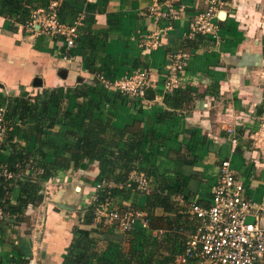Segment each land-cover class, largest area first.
<instances>
[{
  "label": "crops",
  "instance_id": "crops-1",
  "mask_svg": "<svg viewBox=\"0 0 264 264\" xmlns=\"http://www.w3.org/2000/svg\"><path fill=\"white\" fill-rule=\"evenodd\" d=\"M89 1L96 8L94 27L111 28L107 36L100 37L94 68L111 78L137 68L151 72V87L142 102L126 100L99 83L107 102L100 113L103 121L120 130L130 127L159 138L160 157L150 161L148 166L155 161L160 172L184 173L189 182L185 190L188 195L184 196L186 202L197 198L205 204L204 199L210 196L217 182L221 160L230 159L245 185L248 184L252 201L264 203V112L258 113L264 108V82L260 83L264 78V0H229L224 12L219 14L220 31L216 42L205 36L189 38L187 35L189 22L205 7L203 0ZM156 4L168 12L167 17L153 13L151 9ZM111 14H116L113 20L117 19V23L110 22ZM29 23L0 15V97L3 103L6 105L29 92L34 101L36 94L47 89L59 92L79 84L90 87L94 74L88 71L79 55L68 54L63 38L35 32ZM191 39L194 42L187 44L186 40ZM180 52L188 54L189 60L179 75L178 89L194 91L197 97L204 96L197 99L191 109L160 120L158 115L170 110L163 102L165 94L172 92L164 90L167 67L173 62L172 56ZM78 100L85 104L88 96ZM65 103L63 101V105ZM23 127L33 133L39 126L26 123ZM70 127L63 123L46 130V137L55 142L53 148L45 149L46 161L53 162L56 155L63 154L64 145L73 142L64 136ZM234 138L236 143H233ZM19 140L25 146L21 137ZM34 140L35 137L31 148ZM170 150L180 152L179 157L193 160V165H184L176 159L175 153L168 154ZM97 174L96 164L87 170L59 169L56 181L50 180L51 188L62 187L64 200L61 201L71 202L67 205L71 209L51 203L44 193L43 201L30 213L46 211L38 241L32 243L28 239L25 243L20 232L23 239L19 242L25 243L24 246L17 253H8L26 258L27 263L34 258L37 264H65L73 229L93 227L80 222L79 212L90 200L85 189L94 190V185L86 180H94ZM73 183L80 184L83 192H77V186L68 189ZM17 196L18 189L12 195L13 202ZM78 197L82 201L76 206L72 202ZM146 199V195L140 197L139 207L145 205Z\"/></svg>",
  "mask_w": 264,
  "mask_h": 264
},
{
  "label": "trees",
  "instance_id": "trees-1",
  "mask_svg": "<svg viewBox=\"0 0 264 264\" xmlns=\"http://www.w3.org/2000/svg\"><path fill=\"white\" fill-rule=\"evenodd\" d=\"M51 1L0 0V15L14 17L20 22H30L33 12L48 6ZM56 1H60L57 14L62 22L72 23L79 13L85 12L83 23L78 28L76 47L68 54L82 58L88 71L94 74L93 84L90 87L79 84L59 92L47 89L36 94L34 101L29 93H25L8 101L6 105L0 97V107L5 108V122L9 128L0 149V207L13 223L20 225L33 207L43 201V185L49 180L56 181L59 169L87 170L90 165L96 164L97 176L94 180L86 181L95 185L97 181L106 180L115 186L98 192L92 188L85 189V194H94L98 199L90 200L86 206L81 207L79 218L82 224L93 227L73 229L74 237L66 248L65 264H173L176 255L183 252L185 245V237L178 229L191 226L185 213L186 207L181 206L177 200L181 194L187 197L185 190L189 182L183 176L184 173L178 174L172 170L160 172L155 161L148 166L150 161L157 160L161 154L159 138L154 139L150 133L143 134L130 127L120 130L103 121L100 113L107 102L97 74L105 72L94 68V60L101 45L100 37L107 36L111 28L94 27L96 8L89 0ZM114 15H109V20L117 23V19L113 20ZM193 42L194 39L186 40L187 44ZM197 95L194 91L182 92L180 89L165 94L163 102L170 110L159 114V119L163 120L186 108L191 109L196 100L204 96ZM87 96V103L79 102V98ZM63 101L67 103L63 105ZM263 112L264 108L258 111L259 114ZM26 123H36L39 127L32 133L23 127ZM63 123L71 126L64 136L73 142H67L63 154L56 155L53 162H48L45 149L53 148L55 142L46 137V130ZM18 137L26 142L25 146ZM33 137L35 140L31 148ZM170 151L168 154L175 153L178 157L176 159H180L184 165H193V160L190 161L186 156L179 157L180 152ZM146 162L147 165H144ZM27 168L31 174H25ZM134 169L147 172L152 181L150 192L139 191L135 184L127 186L129 175ZM5 171L13 173V176H5ZM16 189L18 196L16 202H13L12 195ZM142 195H146L147 199L145 205L139 207L138 201ZM106 196L116 202L121 211L126 209L122 201L131 200L134 209L146 214L148 227L138 226L132 231L121 232L116 224L105 220L96 222L94 211ZM160 230L163 231L158 234ZM15 231L18 236L8 238L7 243L14 244L16 239H23L20 231ZM7 236L6 229L0 225L1 244ZM5 261L9 264L12 261L27 263L26 258H18L16 255L9 256ZM3 262L0 258V264Z\"/></svg>",
  "mask_w": 264,
  "mask_h": 264
},
{
  "label": "built area",
  "instance_id": "built-area-1",
  "mask_svg": "<svg viewBox=\"0 0 264 264\" xmlns=\"http://www.w3.org/2000/svg\"><path fill=\"white\" fill-rule=\"evenodd\" d=\"M205 7L200 9L188 24V37L205 36L218 41L220 31V13L229 0H203ZM59 2L53 0L48 6L33 12L29 23L33 31H41L51 38H63V46L71 51L76 47L78 28L82 25L85 13H79L73 23L60 21L57 8ZM156 4L151 10L158 16L167 17L166 11ZM38 26V29L35 27ZM156 44L160 45L157 41ZM173 62L167 67L164 90L179 88L180 73L184 70L189 56L180 52L172 56ZM100 84L120 94L126 100L143 101L151 87V72L147 68H137L120 77H108L98 73ZM31 92H29V95ZM20 125V122L18 123ZM9 128L5 122V108L0 107V149L5 143ZM236 143V138L233 139ZM164 158V157H163ZM165 159V158H164ZM43 172V171H40ZM31 173L27 168L25 174ZM11 178L13 173L4 172ZM52 181L43 185L44 193L51 194ZM135 184L139 191L145 193L152 189V181L147 172L134 169L128 178L127 186ZM115 186L114 183L100 180L94 185L95 192ZM58 188H62L59 186ZM245 182L237 173L230 159H222L209 197L205 204L197 198L186 202L184 195L177 196L181 206L186 207L187 227H179L178 232L185 237L182 253L176 255L173 264H264V203L255 204L250 198ZM98 199L94 194L90 200ZM89 200V201H90ZM88 204V203H87ZM86 204V205H87ZM124 211L118 209L117 203L106 196L94 211L96 222L105 220L116 224L121 232H129L136 227H148L149 220L144 212L132 207V201H122ZM0 207V220L5 217ZM251 216L254 221L248 222ZM160 230L158 234H161ZM17 264V263H11ZM27 264H37L32 258Z\"/></svg>",
  "mask_w": 264,
  "mask_h": 264
},
{
  "label": "rangeland",
  "instance_id": "rangeland-1",
  "mask_svg": "<svg viewBox=\"0 0 264 264\" xmlns=\"http://www.w3.org/2000/svg\"><path fill=\"white\" fill-rule=\"evenodd\" d=\"M261 82H264V78L260 79V83ZM74 186H81V185L80 184L75 185L73 183V184H70V186H68V189L73 190V188H75ZM56 187L57 186H55L51 189V194H45L48 198L47 200L51 201V203H54V204L57 201L64 200L63 194L59 195V193H58V192H60L61 189L56 188ZM63 187L66 188V186H63ZM246 187H247L246 189H248V192L250 193L249 188H248V184H246ZM78 192L80 193L81 191H78ZM92 195L93 194H91V193L88 194V196H90V199L92 198ZM76 201L72 202V204H76V206H77L78 204H80V201H82V200L80 197H78ZM61 202L69 203L68 201H61ZM70 204H71V202L69 204H66V205H70ZM45 212L46 211L44 209H42L41 211L37 210V212H36L37 214L27 215V217H25L24 223H22L20 225H16L15 223H13V221L9 217H7V215L2 220H0V225L4 226V228L7 231V235H8L7 238L4 240V243H2V244L0 243V253H1L0 258H2L5 261L9 256H11L8 252L13 251V252L17 253L19 250H21L22 246H24V244L28 241V239H30L32 243H34V241H38L39 235H40L39 231L42 230V226H41L42 225V218L44 217ZM15 230H19L20 232L23 233V237L25 238V243L19 242L18 239H16V241H18V242L15 243L14 245H12L11 243H7L8 238H16V236H18V234L15 233L16 232ZM22 233H20V234H22ZM3 250H5V251L1 252ZM38 261H39V259H37V262ZM7 262L8 261H5L3 263L7 264Z\"/></svg>",
  "mask_w": 264,
  "mask_h": 264
},
{
  "label": "water",
  "instance_id": "water-1",
  "mask_svg": "<svg viewBox=\"0 0 264 264\" xmlns=\"http://www.w3.org/2000/svg\"><path fill=\"white\" fill-rule=\"evenodd\" d=\"M0 85H2V84H0ZM263 96H264V92H263ZM63 191H64V190L61 189L60 192H58L59 195H62V194H63ZM76 191H77V192H78V191H82L81 187H80V186H77ZM56 204H57V206H59V207H61V208L71 209V207L67 206L66 204H64V203L61 202V201H57ZM246 221H248V222H252V221H254V218L251 217V216H248V217L246 218Z\"/></svg>",
  "mask_w": 264,
  "mask_h": 264
}]
</instances>
